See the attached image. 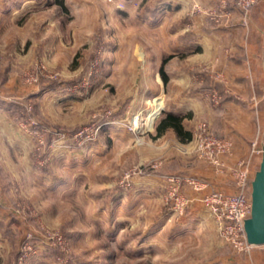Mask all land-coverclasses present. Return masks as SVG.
<instances>
[{
	"label": "rangeland",
	"instance_id": "rangeland-1",
	"mask_svg": "<svg viewBox=\"0 0 264 264\" xmlns=\"http://www.w3.org/2000/svg\"><path fill=\"white\" fill-rule=\"evenodd\" d=\"M59 1L0 0V264H264V245L234 249L192 189L182 213L166 200L168 177L212 166L199 127L227 139L194 116L190 142L153 138L187 98L220 106L208 86L223 77L189 42L251 35L259 0L246 16L237 0H195L179 14L166 0ZM154 99L163 108L149 129ZM257 106L243 160L253 179L264 150Z\"/></svg>",
	"mask_w": 264,
	"mask_h": 264
},
{
	"label": "crops",
	"instance_id": "crops-1",
	"mask_svg": "<svg viewBox=\"0 0 264 264\" xmlns=\"http://www.w3.org/2000/svg\"><path fill=\"white\" fill-rule=\"evenodd\" d=\"M201 1L205 5H210V1L212 2V0ZM166 2H172L171 13L179 14L196 1L189 0L190 5L185 8L181 4L183 0H166ZM165 13L169 14L170 8ZM252 16L254 31L249 36L204 34L198 41L189 42L193 45L194 51L197 49L196 57L204 59L213 72L223 77V102L220 106L215 107L208 101H202L194 96L187 98L185 103L180 102L172 106V110L168 111L173 114H187L183 121L187 131L192 132L195 120L201 118L207 120L218 136L231 140L235 148L232 155L225 158L229 166L243 161L249 155V143L255 134L253 109L264 92V0L258 1ZM235 27L238 29L236 32H239L240 26L236 24ZM257 108L264 125V102L259 101ZM192 116L197 118L191 119ZM168 134L176 136L173 130H168L156 140L163 139ZM263 142L264 139L261 143ZM193 160L196 161L195 158ZM258 160L261 164L262 157ZM213 169L212 166L198 162L194 167L187 168V171L182 170L181 174L208 179L218 189L234 192V181L229 174L215 173ZM188 193L192 195L191 190Z\"/></svg>",
	"mask_w": 264,
	"mask_h": 264
},
{
	"label": "built area",
	"instance_id": "built-area-1",
	"mask_svg": "<svg viewBox=\"0 0 264 264\" xmlns=\"http://www.w3.org/2000/svg\"><path fill=\"white\" fill-rule=\"evenodd\" d=\"M257 1L237 0L243 16L248 14ZM196 145L198 151L216 169L217 173H227L233 177L234 192L216 190L206 179L175 175L167 178L166 200L168 203L172 200L174 202L172 204L177 207L175 209L182 213L186 205L191 203V199L186 196L185 189H192L200 195L198 200L214 219L219 235L238 252L251 255L254 246L248 243L245 232V222L250 218L252 211L253 178L249 173V163L240 161L235 166H229L225 158L232 155L233 142L228 139L213 138L206 124H202L198 129ZM261 154H264V150ZM251 264L254 263L251 262Z\"/></svg>",
	"mask_w": 264,
	"mask_h": 264
},
{
	"label": "water",
	"instance_id": "water-1",
	"mask_svg": "<svg viewBox=\"0 0 264 264\" xmlns=\"http://www.w3.org/2000/svg\"><path fill=\"white\" fill-rule=\"evenodd\" d=\"M160 115V114H159ZM252 211L245 222L247 241L254 246L264 245V154L259 170L252 181Z\"/></svg>",
	"mask_w": 264,
	"mask_h": 264
},
{
	"label": "trees",
	"instance_id": "trees-1",
	"mask_svg": "<svg viewBox=\"0 0 264 264\" xmlns=\"http://www.w3.org/2000/svg\"><path fill=\"white\" fill-rule=\"evenodd\" d=\"M64 1H59L58 5L63 8L64 7ZM171 58V56H167L163 59L159 74L166 85L168 82V76L165 71V65L167 61ZM209 89H216L220 91L221 94H223L224 85L220 82L213 81L209 86ZM186 117L179 114H173V113H166L164 117L159 121L158 125L156 126V134L153 137L154 139L159 138L162 136L166 131L173 130L176 134V137L178 140L182 143H187L192 140V133L191 131H187L184 127L183 121Z\"/></svg>",
	"mask_w": 264,
	"mask_h": 264
},
{
	"label": "bare ground",
	"instance_id": "bare-ground-1",
	"mask_svg": "<svg viewBox=\"0 0 264 264\" xmlns=\"http://www.w3.org/2000/svg\"><path fill=\"white\" fill-rule=\"evenodd\" d=\"M154 104H155V106L149 112V114L147 115V117L144 120V125L149 129H152L156 118L159 116V114L163 108V103L160 99H154ZM138 122L139 121H136V123H138Z\"/></svg>",
	"mask_w": 264,
	"mask_h": 264
}]
</instances>
